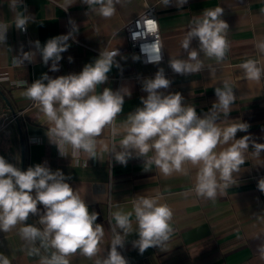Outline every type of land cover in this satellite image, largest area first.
I'll return each mask as SVG.
<instances>
[{
    "label": "crops",
    "instance_id": "obj_1",
    "mask_svg": "<svg viewBox=\"0 0 264 264\" xmlns=\"http://www.w3.org/2000/svg\"><path fill=\"white\" fill-rule=\"evenodd\" d=\"M23 0L19 10L31 14L35 22L28 25L26 33L15 28L16 10L9 7L10 0H0V22L10 24L6 46H0V155L9 162L26 170L35 164H46L53 171L59 169L68 182L85 197L89 211L99 214L97 223L104 226L105 235L100 243V256L106 255L111 243V226L115 223L110 212L117 209L130 210L138 195L159 196L162 203L173 210L171 221L173 232L163 247H152L143 254L133 247L138 239L133 233L127 237L124 247L118 251L129 264H264L258 248L264 245V193L257 182L264 177V153L259 158L246 154V163L237 174V185L218 195L215 202L198 197L192 191L196 169L187 165L188 174L174 173L165 176L155 167L144 171L143 160L132 158L127 165L117 163L102 149L103 143L113 141L108 130L98 138V159H89L81 154L79 164H72L71 157H61L55 145L46 135L47 125L36 105H31L23 95L24 89L11 85L13 81L26 80L31 84L42 74L51 78L79 73L92 63L103 50L127 49L123 30L126 22L141 14L145 7L153 5L158 21L163 61L160 64L144 65L139 57L126 50L116 57L119 67L108 73V81L98 91L109 87L118 90L128 88L131 96L125 98L123 112L117 117V125L129 112L141 105L142 82L151 78L159 68L172 81L167 92H180L186 104L194 105L199 115L207 113L216 101L215 88L228 81L236 95L228 117L221 115V126L238 122L249 124L247 132H238L237 138L251 135L258 143H264V80L259 83L244 79L239 64L248 58L256 59L264 66V53L256 44L264 40V0H188L183 8L174 5L160 6V0H120L116 14L108 19L92 13L80 0ZM175 0H173V3ZM222 7V19L229 25L227 39L229 51L222 62L209 60L201 53V71L192 75H178L168 66L170 58H187L181 49V40L190 21L206 8ZM74 21L78 31L69 40L70 47L62 53L59 70L51 71L42 62L35 48V41L43 46L54 36L66 35ZM199 48L193 40L191 49ZM34 51V62L25 61L14 66L13 56ZM71 58V61L70 59ZM30 139H37L31 142ZM120 137L115 138L118 143ZM151 155V154H150ZM42 209V206H38ZM38 224V216L30 217ZM0 253L6 255L11 264H39V257H30L17 230L0 232ZM43 254V253H42ZM70 264H94L93 258L79 253L69 257Z\"/></svg>",
    "mask_w": 264,
    "mask_h": 264
},
{
    "label": "clouds",
    "instance_id": "obj_2",
    "mask_svg": "<svg viewBox=\"0 0 264 264\" xmlns=\"http://www.w3.org/2000/svg\"><path fill=\"white\" fill-rule=\"evenodd\" d=\"M92 13L108 19L116 14L120 0H80ZM23 0H10L9 7L16 10L15 28L26 31L35 22L31 14L19 8ZM188 0H160V6L183 8ZM72 6L70 0L66 10ZM264 11V9H262ZM222 7L206 8L189 23L181 40V49L187 58H170L168 66L178 75H192L201 71V53L209 60L222 62L230 48L227 39L229 25L222 19ZM66 35L49 38L41 46L35 41L45 65L51 61V71L59 70L62 53L70 47L78 31L74 21ZM10 24L0 22V46H6ZM136 35V34H135ZM199 48L191 49L193 40ZM151 49L147 62L160 64L163 45L159 41L142 45ZM256 48L264 53V40H258ZM118 49L100 51L99 56L86 64L79 73L51 78L47 73L31 84L26 80L13 81L24 89L22 95L32 101L43 115L47 125L49 142L56 146L61 157H71L72 164H79L81 154L98 159L100 138L108 130L112 143H103L102 149L120 165H127L132 158L143 160L144 171L155 166L165 176L174 173L188 174L187 165L196 169L192 191L198 197L215 202L218 195L237 185L238 173L246 163V154L259 158L264 153V143H258L251 135L237 138L238 132H247L249 124L241 121L221 126V115L228 117L236 95L228 81L215 88L216 101L207 113L199 115L194 105L186 104L180 92H167L172 81L159 68L151 78L142 82L141 105L129 112L117 125V117L123 112L125 98L131 91L124 87H109L98 91L108 81V73L119 67ZM36 52L28 51L13 56L14 66L25 61L34 62ZM71 61V58H69ZM244 79L259 83L264 80V66L256 59L248 58L239 64ZM120 139L115 142V138ZM151 154V155H150ZM70 177L46 164H35L26 170L0 155V232L17 230L24 242L27 255L39 257V264H70L69 257L79 253L94 260V264H129L118 248L124 247L127 237L135 233L138 239L133 247L143 254L152 247H163L173 232V210L162 203L159 196L138 195L130 210L110 212L115 222L111 226V243L106 255L100 256V243L104 238V226L97 223L99 214L89 211V206L68 180ZM264 193V177L257 182ZM38 206H42V209ZM32 216H38V224H29ZM260 219H264L261 217ZM264 258V245L258 248ZM43 253V254H42ZM0 264H11L0 253Z\"/></svg>",
    "mask_w": 264,
    "mask_h": 264
},
{
    "label": "built area",
    "instance_id": "obj_3",
    "mask_svg": "<svg viewBox=\"0 0 264 264\" xmlns=\"http://www.w3.org/2000/svg\"><path fill=\"white\" fill-rule=\"evenodd\" d=\"M123 30L127 40V49L116 48L118 49L119 53L122 54L126 50H128L136 54L144 65H152L153 63L147 62V55L152 54L151 49L146 47L144 52H142V45L151 44L157 40L161 44L160 29L155 16L154 6H146L141 14L125 23ZM20 33L25 34L26 31H20ZM0 80H8L7 75L1 74ZM11 85H14L13 82L11 83ZM31 105L34 106L35 104L31 101ZM30 141L35 142L37 141V139H30Z\"/></svg>",
    "mask_w": 264,
    "mask_h": 264
},
{
    "label": "water",
    "instance_id": "obj_4",
    "mask_svg": "<svg viewBox=\"0 0 264 264\" xmlns=\"http://www.w3.org/2000/svg\"><path fill=\"white\" fill-rule=\"evenodd\" d=\"M20 168H21V170H23V164L21 165ZM28 223H29V224H33L30 218H29V220H28Z\"/></svg>",
    "mask_w": 264,
    "mask_h": 264
}]
</instances>
